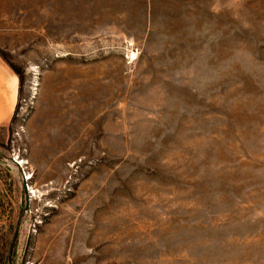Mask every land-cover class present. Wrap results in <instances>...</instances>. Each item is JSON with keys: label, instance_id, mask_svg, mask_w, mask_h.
Listing matches in <instances>:
<instances>
[{"label": "rangeland", "instance_id": "1", "mask_svg": "<svg viewBox=\"0 0 264 264\" xmlns=\"http://www.w3.org/2000/svg\"><path fill=\"white\" fill-rule=\"evenodd\" d=\"M0 57V264H264V0H0Z\"/></svg>", "mask_w": 264, "mask_h": 264}, {"label": "crops", "instance_id": "2", "mask_svg": "<svg viewBox=\"0 0 264 264\" xmlns=\"http://www.w3.org/2000/svg\"><path fill=\"white\" fill-rule=\"evenodd\" d=\"M18 96V77L0 57V130L11 123Z\"/></svg>", "mask_w": 264, "mask_h": 264}, {"label": "built area", "instance_id": "3", "mask_svg": "<svg viewBox=\"0 0 264 264\" xmlns=\"http://www.w3.org/2000/svg\"><path fill=\"white\" fill-rule=\"evenodd\" d=\"M23 175H24V181L30 179L29 178L30 175H26V176H25V174H23ZM14 257H15L14 258V264H33V261L31 259L25 258L22 260V257L19 254L17 255V253Z\"/></svg>", "mask_w": 264, "mask_h": 264}, {"label": "water", "instance_id": "4", "mask_svg": "<svg viewBox=\"0 0 264 264\" xmlns=\"http://www.w3.org/2000/svg\"><path fill=\"white\" fill-rule=\"evenodd\" d=\"M24 189H25V186H24ZM26 190V189H25ZM27 197L25 199V202H26V205H27ZM15 240H16V233L14 234L13 236V239H12V242H11V245H10V249H9V256H8V259L10 260L11 258V255H12V252H13V247H14V244H15Z\"/></svg>", "mask_w": 264, "mask_h": 264}, {"label": "trees", "instance_id": "5", "mask_svg": "<svg viewBox=\"0 0 264 264\" xmlns=\"http://www.w3.org/2000/svg\"><path fill=\"white\" fill-rule=\"evenodd\" d=\"M17 77H18V80H19V87H20L21 78H20V76L18 74H17ZM13 258H14V248H13V252H12L11 258L9 260V264L13 263Z\"/></svg>", "mask_w": 264, "mask_h": 264}, {"label": "bare ground", "instance_id": "6", "mask_svg": "<svg viewBox=\"0 0 264 264\" xmlns=\"http://www.w3.org/2000/svg\"><path fill=\"white\" fill-rule=\"evenodd\" d=\"M28 189H29L28 193H30V194L33 193V190H31L29 186H28Z\"/></svg>", "mask_w": 264, "mask_h": 264}]
</instances>
